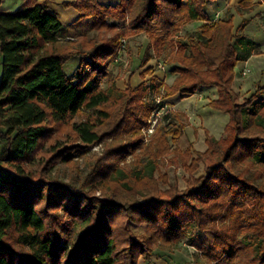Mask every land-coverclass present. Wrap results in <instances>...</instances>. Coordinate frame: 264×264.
<instances>
[{
    "label": "trees",
    "instance_id": "trees-1",
    "mask_svg": "<svg viewBox=\"0 0 264 264\" xmlns=\"http://www.w3.org/2000/svg\"><path fill=\"white\" fill-rule=\"evenodd\" d=\"M212 1L65 3L78 21L92 19L93 34L73 41L46 2L0 11V264H139L186 237L205 264H264V85L243 100L234 88L236 65L259 44L246 19L212 22ZM193 22L203 25L185 32ZM140 33L149 39L141 68L164 57L174 82L148 67L137 86H100L124 40ZM212 87L209 106L229 115L222 138L206 132V151L182 152L174 145L186 127L172 123L145 143L154 95ZM99 144L79 186L53 176L58 164L78 169L75 159ZM170 154L190 175L185 189L160 171Z\"/></svg>",
    "mask_w": 264,
    "mask_h": 264
},
{
    "label": "rangeland",
    "instance_id": "rangeland-1",
    "mask_svg": "<svg viewBox=\"0 0 264 264\" xmlns=\"http://www.w3.org/2000/svg\"><path fill=\"white\" fill-rule=\"evenodd\" d=\"M33 0H27V3H32ZM59 2L54 1L51 4L55 5L59 3L63 5L65 3H70V1ZM77 1V0H75ZM71 1V2H75ZM79 1V0H78ZM103 2H109L110 0H101ZM115 1V0H113ZM25 0H3L0 11L4 12H15L18 11ZM112 2V1H111ZM51 6V5H50ZM70 8V7H69ZM74 8V7H73ZM264 2L255 3V0L250 2L249 0H215L210 2L207 7V12L209 13L210 20L216 22L221 18L227 16L235 17L236 27L240 26L244 19L248 20V26L246 27L244 33L252 38L255 42L259 44V50L252 57H255L249 66L245 69H250V73L243 78L246 84H251L254 79V75L261 73L262 79L261 82L256 84V87H251V90L248 92L237 90L238 94L243 100L246 96H249L250 93L254 92L258 85H264ZM80 18V17H79ZM79 20V19H78ZM253 21V22H252ZM92 19L90 20H81L70 25L68 27V37L67 40H76L82 34H93L91 30ZM189 31V30H188ZM191 32V31H190ZM186 38V37H185ZM149 39L144 33L133 34L129 37L127 42V48H125L118 59L111 66V72L113 74V79H104L100 86L107 89L111 84L116 83L120 88L131 84L132 86L136 85L138 82H142L141 72L146 68L151 67L155 75L159 76L161 79H165L166 82L171 81V68L173 66L166 63L163 58L155 57L146 67L141 68L142 57L145 53V50L148 46ZM251 59V58H250ZM79 58H72L65 66L66 71L69 75H72L75 69L79 64ZM236 78L237 75L241 74V63L236 65ZM139 71V72H138ZM150 79L148 75L146 80ZM139 85V84H138ZM249 87V88H250ZM235 88V87H234ZM200 91V90H199ZM195 95V94H194ZM158 101H162L160 106L155 112H160V120L157 124V127L153 133L148 132V127L143 129V132L146 136L145 143L150 142L151 137L155 134L159 126H165L170 130L175 126H180L181 124L186 127L185 131L182 132V135L179 141L174 145L178 146L182 152L187 149H192L196 151L204 152L207 150L206 144V132H209V135L220 139L224 136L225 128L229 122V115L212 109H206L205 103L208 100H204V104L195 102V96L188 95H176L173 97H160L154 95ZM203 100L202 97L198 98V102ZM153 114V113H152ZM152 117V115H151ZM197 117V118H196ZM201 119L202 121H200ZM207 119V120H204ZM75 120L80 121V117H77ZM151 120V118H150ZM227 120L226 123L223 121ZM207 121V124H205ZM173 123V124H172ZM222 123V129H217L216 124ZM150 125V121H149ZM224 125H226L224 127ZM3 143L0 142V150L3 147ZM103 145L99 144L92 148L91 152L86 155L87 157L76 158L77 168H73L66 164H58L52 171L53 176L59 178L64 182H72L76 186H79V181L84 175H86L90 169V165L93 164L95 155L103 154ZM133 160L132 155L128 157L127 161L131 162ZM160 171L162 173H167L172 182H177L181 189H185L187 186V180L190 175L186 172L181 160L179 158L174 159V154L161 159L160 161ZM205 174V168L202 165L201 168L195 173L194 176L197 178ZM159 175V174H158ZM157 175V176H158ZM100 195V193H98ZM129 228L133 230L136 234H142L145 230V226H136L134 224H129ZM139 264H205L203 263L202 253L199 250L188 244V238L179 243L173 245L171 248H157L155 250V255L151 260L141 259Z\"/></svg>",
    "mask_w": 264,
    "mask_h": 264
},
{
    "label": "crops",
    "instance_id": "crops-1",
    "mask_svg": "<svg viewBox=\"0 0 264 264\" xmlns=\"http://www.w3.org/2000/svg\"><path fill=\"white\" fill-rule=\"evenodd\" d=\"M26 1L27 0H25V2L23 3V5L24 4H34L36 2H46V3H48L49 6L51 5L50 6L51 7V11L57 16V18L60 19V21L66 27H69L70 25L76 23L78 21L79 17H80V13L75 8H73V7L65 8L63 5H60L59 3H57L55 5L51 4L54 1L59 2V0H33L32 3H27ZM62 1H65V0H62ZM67 1H70L71 2V1H75V0H67ZM258 1H260L261 3L264 2V0H255V3H258ZM202 25H203V22H193V23L188 24L185 27L184 31L185 32H188V30H189V32L191 30L194 31V30L199 29ZM254 59H255V57H251V59H249L248 61L241 62V65H242L241 66V69H242V71L245 70V68L247 66H249L251 62H254L253 61ZM253 77H254L253 82L251 84L250 83L249 84H246L245 80H243V78H245V76H243L242 72H241L240 75L238 74L237 75V78L235 79V85H234L235 91L241 90L242 92H244V91H247L248 92V90L249 91L251 90V87L252 86H253V88H255L256 87V84L258 82H261L262 76H261V73H258V71H257V73ZM175 79H176V76L175 75H171V81L170 82H167V83L172 84V82H174ZM139 83L140 82H138L135 86H137ZM250 85H251V87H250ZM192 96L193 97L195 96V102L196 103H201L200 105H203L204 104V100L205 99L208 100L205 103V106H206V109H209L210 102L212 100H215V99L218 98V90H217L216 87H212V88H202V89H200V91H198L195 95H192ZM199 97H202L203 98V100H201V102H198V98ZM199 120L202 121L201 119H199ZM204 120H207V119H204ZM226 121L227 120H224L223 122L226 123ZM205 124H207V121H205ZM221 125H222V123L221 124L219 123V124H216L215 127L217 129H219V128L222 129V126ZM225 126L226 125H224V127Z\"/></svg>",
    "mask_w": 264,
    "mask_h": 264
},
{
    "label": "built area",
    "instance_id": "built-area-1",
    "mask_svg": "<svg viewBox=\"0 0 264 264\" xmlns=\"http://www.w3.org/2000/svg\"><path fill=\"white\" fill-rule=\"evenodd\" d=\"M124 47H126V40H124ZM248 73H250V69H245V70H243L242 71V74L243 75H247ZM158 102H162V101H158ZM160 112H155V111H153V114H152V117H151V120H150V125H149V127H148V132L149 133H153L154 131H155V129H156V127H157V124H158V122H159V120H160Z\"/></svg>",
    "mask_w": 264,
    "mask_h": 264
}]
</instances>
